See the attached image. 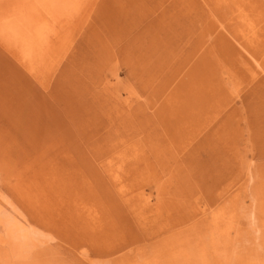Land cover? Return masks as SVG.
Returning a JSON list of instances; mask_svg holds the SVG:
<instances>
[{
	"label": "rangeland",
	"instance_id": "obj_1",
	"mask_svg": "<svg viewBox=\"0 0 264 264\" xmlns=\"http://www.w3.org/2000/svg\"><path fill=\"white\" fill-rule=\"evenodd\" d=\"M36 1L0 0V264H264V0Z\"/></svg>",
	"mask_w": 264,
	"mask_h": 264
},
{
	"label": "bare ground",
	"instance_id": "obj_2",
	"mask_svg": "<svg viewBox=\"0 0 264 264\" xmlns=\"http://www.w3.org/2000/svg\"><path fill=\"white\" fill-rule=\"evenodd\" d=\"M71 1L72 0H51V1L48 0L47 3L44 2V3H46L45 12H47L48 15L54 20L57 17L58 13L60 14V12L63 9H65L67 7L66 5ZM47 13H46V15H47ZM61 13H63V12H61ZM58 19H59V16H58ZM232 207L233 206L230 205L226 209L224 208L222 210L216 211L214 217L211 220V223L209 225L208 230L211 233L215 232V234L218 236V238H220V236L221 237L223 236V233L226 232V228L229 226V220H228L227 215H233L234 214L233 213L234 210L232 209Z\"/></svg>",
	"mask_w": 264,
	"mask_h": 264
}]
</instances>
